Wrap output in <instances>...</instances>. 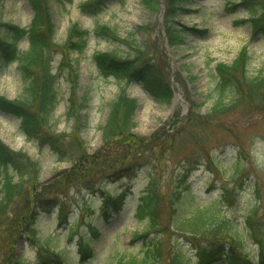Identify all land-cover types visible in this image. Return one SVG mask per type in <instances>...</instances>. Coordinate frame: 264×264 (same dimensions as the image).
<instances>
[{
    "label": "rangeland",
    "instance_id": "rangeland-1",
    "mask_svg": "<svg viewBox=\"0 0 264 264\" xmlns=\"http://www.w3.org/2000/svg\"><path fill=\"white\" fill-rule=\"evenodd\" d=\"M86 1L45 0L55 31L42 55L56 81V104L45 130L56 137L60 154L28 140L20 120L0 112V141L39 169L37 176L27 173V182L0 213V264H6L12 241V252L26 264L40 263V246L63 258L61 264H125L139 260L150 242L158 248L150 264H174L175 256L195 264L197 250L217 235V245L226 248L231 236L256 264L258 240L264 244V35L254 32L238 0H187L173 13V0H110L95 14L80 9ZM32 16L28 0L0 1L1 23L27 28ZM72 26L89 32L80 53L66 44ZM99 27L108 29L101 37L94 35ZM1 34L7 35L4 29ZM172 34L180 39L170 41ZM27 43L23 38L17 46L27 50ZM137 48L160 70L172 94L169 102L154 100L138 82L104 77L94 64L95 54L133 59ZM241 48L249 57L245 79L225 92L224 106L213 112L215 67L230 65ZM39 79L40 73L34 93ZM27 83L16 62L0 65V96L22 99ZM119 96L137 101L131 133L135 153H144L145 161L132 164L131 175L123 171L114 179L106 172L128 161L134 141L125 132L103 140L109 105ZM151 173L163 208L157 228L145 232L134 209ZM119 194L125 195L122 209L103 215V199ZM35 203L50 210L20 221L19 210ZM60 208L66 213L62 223ZM199 212L218 227L200 235L179 229ZM15 221L24 227L12 231ZM84 247L91 255L81 253Z\"/></svg>",
    "mask_w": 264,
    "mask_h": 264
},
{
    "label": "trees",
    "instance_id": "trees-1",
    "mask_svg": "<svg viewBox=\"0 0 264 264\" xmlns=\"http://www.w3.org/2000/svg\"><path fill=\"white\" fill-rule=\"evenodd\" d=\"M28 1L33 16L27 28H19L0 22V64L16 62L23 78L28 80L22 99L10 101L0 96V112L18 118L20 120V130L28 140L36 141L41 146L47 145L51 151L60 154L59 142L56 137L45 130L56 104V92L54 89L56 81L53 80L54 75L48 70V60L42 53L43 48H47L48 40L54 34V24L45 0H41V5L36 0ZM108 1L110 0H87L80 6V9L87 14H94L100 12ZM171 1L169 0V3ZM186 1L173 0L172 13L174 9L180 7L181 3L184 4ZM263 3L264 0H238V5L247 12L254 32L264 35ZM2 29L6 31L7 35L1 34ZM106 31H108L107 28L99 27L94 32V35L101 37L102 34L100 32ZM88 37L89 32L80 30L77 26H72L69 30L66 44L80 53L85 47V41ZM174 37L172 34L170 41L180 39V35H176V38ZM23 38L27 39V50H20L17 46V42ZM72 38H75L74 46L68 43L71 42ZM137 50L138 53L134 55L133 59H120L109 53H101L95 54L93 61L104 77L111 75L120 81L138 82L154 100L169 102L172 94L169 92L168 85L163 83L160 70L155 69L152 61L146 58L143 59V55L139 53L141 50L139 48ZM246 51V48H241L230 65L223 63L216 65L215 70L218 75V81L216 85V102L212 107L213 112H218L219 108L224 106L225 92L233 88V86L234 88L239 87L245 79V71L249 60ZM39 73L40 87H38V92L34 93L33 87ZM258 79L259 77L254 78V80ZM136 108L137 101L133 98L127 99L125 96H119L110 103L107 119L101 129L104 142H108L114 134L120 132L133 135L131 131L135 126L133 117ZM136 147L137 138L134 137V141L128 149V161L122 167L106 172V176L117 179L121 175H126L127 172L124 173L123 171H128L132 164L139 166L141 161H145L143 160L145 157L144 153L136 155ZM38 172L39 169L36 163L30 162L22 153L10 150L0 141V213L5 211L14 193L22 187V182H27L29 178L27 173H33L37 176ZM128 173L131 175L129 171ZM148 180L145 189L137 199L134 209L135 218L139 222L145 221V232L154 231L157 228L160 208H163V197L159 192L155 173H151ZM180 194L181 192L177 191L174 198ZM225 194L227 199L229 194L227 189ZM124 200V194H119L112 198L106 196L102 202V214L109 215L113 211H120L124 206ZM49 210L48 206L45 207L41 203H35L32 208L19 210L18 219L23 221L29 214L32 215V218H38L42 212H48ZM65 217L66 213H63V208H60L57 214V222H65ZM20 221H15L11 224L12 231L24 227ZM217 222L210 219V216L204 219V214L199 212L194 218L182 224L179 229L187 233L200 235L218 227ZM247 224L250 228H253L250 219L247 220ZM69 232L71 231L68 230V234ZM218 237L217 235L209 239L207 246H201L197 250L195 264H213L221 259H225L228 264H254L253 260L241 252L239 243L233 237H227L229 240L226 248L224 244L217 245ZM140 238H143V234L140 235ZM32 240H35V237ZM258 245L260 247V257L256 264H264V244L258 240ZM143 247V256L139 260L132 258L125 264H150L149 260L156 258L158 254L157 242H150V245H144ZM13 248L14 242L12 241L9 243L5 253L6 264H26L21 257H16V254L12 252ZM40 248L41 260L39 264L63 263V258L57 254L47 251L42 246ZM82 249V254L91 255L89 247ZM183 262V259L175 256L173 263L183 264Z\"/></svg>",
    "mask_w": 264,
    "mask_h": 264
},
{
    "label": "bare ground",
    "instance_id": "bare-ground-1",
    "mask_svg": "<svg viewBox=\"0 0 264 264\" xmlns=\"http://www.w3.org/2000/svg\"><path fill=\"white\" fill-rule=\"evenodd\" d=\"M95 64V63H94ZM96 66V65H95ZM97 68V67H96ZM98 70V69H97ZM99 71V70H98ZM100 73V72H99ZM101 75H103L102 73H100ZM111 76V75H110Z\"/></svg>",
    "mask_w": 264,
    "mask_h": 264
}]
</instances>
